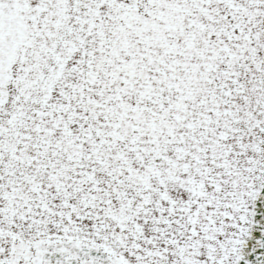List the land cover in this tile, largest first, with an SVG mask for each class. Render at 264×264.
<instances>
[{
    "label": "snow or ice",
    "instance_id": "6c2138e0",
    "mask_svg": "<svg viewBox=\"0 0 264 264\" xmlns=\"http://www.w3.org/2000/svg\"><path fill=\"white\" fill-rule=\"evenodd\" d=\"M0 264H264V0H0Z\"/></svg>",
    "mask_w": 264,
    "mask_h": 264
}]
</instances>
